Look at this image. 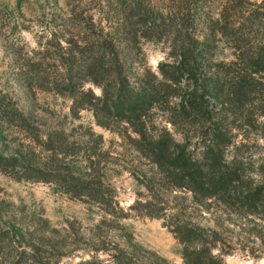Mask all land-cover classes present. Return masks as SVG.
Wrapping results in <instances>:
<instances>
[{"label":"trees","instance_id":"16d2710c","mask_svg":"<svg viewBox=\"0 0 264 264\" xmlns=\"http://www.w3.org/2000/svg\"><path fill=\"white\" fill-rule=\"evenodd\" d=\"M176 1L174 6L158 7L150 0H98L97 15L91 10H74L66 21L72 32L64 45L58 40L49 45L51 55L26 57L16 73L30 90L69 98L74 119L88 110L96 126L125 137L127 145L153 170L144 175L145 198L139 197L124 211L116 192L104 183L95 162L99 155L95 146L85 149L63 133L44 134L2 95L0 126L23 131L51 154L53 162L44 167L0 150V173L14 172L25 180L52 184L72 198L96 204L108 217L102 225L111 226L132 213L149 219L169 218L163 225L181 245L184 264H225V239L219 226L194 223L186 207L174 212L160 195L162 191H179L200 209L210 211L213 204H223L248 215L257 214L264 221V187L243 186L239 172L222 154L232 129L228 115H245L244 119L250 114L264 115V1L257 5L229 0L217 19L204 15L214 0ZM220 39L234 52L229 63L214 61ZM144 40L166 43L172 62H161L157 71H152L141 56ZM88 84L100 94L86 88ZM156 108L168 113L166 123L175 134H181V140L166 127L154 130L149 114ZM195 139L204 144L199 153L190 148ZM83 152L87 162L80 173L70 167L68 158ZM171 212L174 214L168 216ZM26 233L13 230L12 238L18 236L21 244ZM15 245L10 232L0 228V253L10 264ZM131 248L133 252L116 246L110 254L113 263L171 264L137 244ZM57 251L60 256L59 248Z\"/></svg>","mask_w":264,"mask_h":264},{"label":"rangeland","instance_id":"374dc122","mask_svg":"<svg viewBox=\"0 0 264 264\" xmlns=\"http://www.w3.org/2000/svg\"><path fill=\"white\" fill-rule=\"evenodd\" d=\"M98 0H0V96L16 104L19 110L38 124L44 134L47 131L63 133L72 143L87 149L95 146L99 171L104 183L116 192V199L124 211L147 191L142 184L144 175L153 172L151 165L132 150L121 137L95 125L88 110L77 119L71 115V101L51 91L30 90L18 80L17 68L26 57L40 59L52 54L51 43L61 40L64 45L67 34L72 32L66 21L72 11L91 10L97 15ZM158 7H170L176 0H150ZM229 0H214L205 8V16L219 18ZM246 4H261L264 0H242ZM245 4V5H246ZM207 13V14H206ZM142 55L152 71H157L161 62L168 58L166 43L144 40ZM215 62L229 63L234 52L229 44L220 39L214 50ZM96 94L100 91L88 84ZM248 106L250 108L253 107ZM256 106L258 103L255 104ZM228 115L231 123L230 141L223 149L225 162L239 172L245 187H264V115ZM168 113L158 108L149 114L153 128L159 132L166 127ZM229 123V124H230ZM92 130L94 133H92ZM94 134V135H92ZM175 134V133H174ZM44 136V135H43ZM97 136H102L100 142ZM181 140V134H175ZM45 139V137H43ZM190 148L203 151L204 144L195 139ZM0 150L6 155H17L40 166H50L51 154L15 127L0 126ZM86 155L69 157L70 167L83 173ZM160 197L168 208L177 212L186 207L187 216L202 226H219L225 245L222 246L225 264H264V221L259 215L213 204L210 211L200 209L187 200L182 192L162 191ZM168 214V216L173 215ZM149 219L134 213L125 220L102 225L108 217L99 207L85 200L72 198L59 187L20 178L17 173H0V228L8 230L16 244L13 264H84L100 262L114 264L111 260L116 246L133 252L131 244L156 252L171 264H184L182 247L174 235L164 227L169 218ZM101 224V225H100ZM13 230H27L26 241L12 238ZM33 233L30 237L29 234ZM13 235V236H12ZM30 237V238H29ZM18 242V243H17ZM103 246L106 248L103 250ZM221 246V245H220ZM61 252L58 255L57 249ZM0 264H10L0 253Z\"/></svg>","mask_w":264,"mask_h":264}]
</instances>
